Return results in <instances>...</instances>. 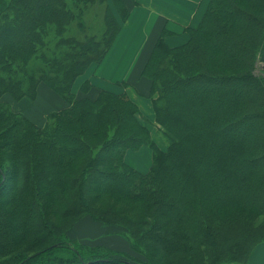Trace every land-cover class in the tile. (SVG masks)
Returning a JSON list of instances; mask_svg holds the SVG:
<instances>
[{
  "label": "trees",
  "instance_id": "trees-1",
  "mask_svg": "<svg viewBox=\"0 0 264 264\" xmlns=\"http://www.w3.org/2000/svg\"><path fill=\"white\" fill-rule=\"evenodd\" d=\"M112 2L0 0V98L44 82L68 102L41 127L0 101V264H249L264 241V0H209L187 42L157 40L142 76L166 150L127 92H74L137 0ZM145 145L144 173L126 155ZM85 215L139 256L71 236Z\"/></svg>",
  "mask_w": 264,
  "mask_h": 264
},
{
  "label": "crops",
  "instance_id": "crops-1",
  "mask_svg": "<svg viewBox=\"0 0 264 264\" xmlns=\"http://www.w3.org/2000/svg\"><path fill=\"white\" fill-rule=\"evenodd\" d=\"M208 2L209 0H137L136 3L130 2V16L122 22V28L109 52L102 62L93 64L78 77L73 87L74 92L79 93L80 86L86 79H90L96 89L103 88L115 93L127 92L139 105L140 118H144H141L143 123L147 125L153 123L155 113L152 98L149 95L151 83L148 78L142 76L144 66L163 31H167L164 37L170 46H178L187 42L190 38L188 27H197L200 24ZM178 40H184V42L180 44L175 42ZM82 78L84 80L78 83ZM124 81L129 84L122 83ZM41 86L40 91L43 88ZM42 96L43 94L39 93L37 97V99L42 98L40 99L41 104L44 103V96ZM61 100L62 98L59 97L58 101ZM50 102H52L51 105H49ZM50 102L49 106L57 103L56 100ZM58 107H63V103ZM146 152H148L147 146H143L138 151L130 150L126 159L142 171L139 165L144 166L142 164L144 161L142 158L138 161V155ZM134 154L137 156L134 157ZM86 224L88 227L93 226L90 221H86ZM249 264H264V241L256 246Z\"/></svg>",
  "mask_w": 264,
  "mask_h": 264
},
{
  "label": "rangeland",
  "instance_id": "rangeland-1",
  "mask_svg": "<svg viewBox=\"0 0 264 264\" xmlns=\"http://www.w3.org/2000/svg\"><path fill=\"white\" fill-rule=\"evenodd\" d=\"M205 1H208V0H205ZM109 2L111 3L112 7L114 8L112 0H109ZM203 9L205 10V5L203 6ZM114 10L116 11L115 8H114ZM117 16H118V18L120 17L118 15V13H117ZM86 18L88 20V26L91 27V29L89 28L90 32L99 33L102 31V23L104 22V24H105V21H103V18H97L95 15V12L92 10L90 12H88ZM175 42L180 44V43L184 42V40L183 41L178 40ZM170 44H172V43H170ZM261 64H258V66H257L258 72L260 70H262ZM83 80H84L83 78L80 79V81L78 83H81ZM40 85H42L41 87L47 88L48 90H50L51 94H53L54 98L50 97L49 100L50 101L56 100V102H57L56 105L55 104L53 105L54 107L52 109L48 110L46 108V113H45V111H42L43 109H45L44 105L41 104V102H40L41 101L40 99H42V98L33 99L31 97H23L22 99H15L12 95H10L8 93V94L4 95L3 97H1L0 101L6 102L7 104H9L11 106L12 110H14L15 112L23 114L24 116H26L27 118H29L33 122H35L36 124L40 125L41 127L42 126L44 127L49 122L48 120H49L50 113L54 112V111H59L65 107H67L68 102L62 96H60L58 93L52 91L49 88V86L47 84H45L44 82L40 83ZM40 85L38 87V94L41 93V95L43 94V96H45L44 95L45 93H43L39 90ZM57 95H58V97H57ZM45 97H47V96H45ZM59 97L62 98V100L60 102L58 101ZM62 103H63V107H58V105L62 104ZM141 118L144 119L143 117H141ZM148 126L151 129L153 139L162 148H164L166 150L169 143H168V139L163 135L161 127L159 125H157V123H150ZM242 126H243V123L239 124V126L237 128L230 130V132H236L238 130V128H240ZM147 149H148V152L143 153L142 155H138V161L140 160V158H142V160L144 161L142 163L144 166L139 165L141 167L140 169L142 170L141 172H144V173L147 172V170H149V167H150L151 162H152V151L148 146H147ZM0 151L1 152L3 151V153H5V155L7 156V158L9 157L8 155H10V153H13V151L10 150L8 148V146H6L1 135H0ZM136 156H137V154H134V157H136ZM7 160L12 162L10 160V158H8ZM112 199L117 203L115 204L113 202V200H108L109 203H114L116 207H119V209H121L122 207L125 209H126V207H129L127 202H118L114 198H112ZM104 203H105V201L102 202L100 199H98L95 202V206L101 207V205H104ZM132 216L133 215L130 214V217H132ZM86 221H90L93 224V226L88 227V225L86 224ZM121 231H122V229L119 228L118 226L112 227V226H108L105 224H100L98 222H95L89 215H85L84 217H82L77 222L76 225H74L69 230V234L71 236L77 237L80 240L84 239L87 241H89V240L94 241L95 243H99V244H107V245H110V246H112L116 249H120V250L124 249V247H125V249H127V251H128V254L131 255V253H132L133 255L138 257L139 255L137 253H134V252L130 253L129 242L127 243L128 240L125 236L119 234ZM102 233H104V234H102Z\"/></svg>",
  "mask_w": 264,
  "mask_h": 264
},
{
  "label": "bare ground",
  "instance_id": "bare-ground-1",
  "mask_svg": "<svg viewBox=\"0 0 264 264\" xmlns=\"http://www.w3.org/2000/svg\"><path fill=\"white\" fill-rule=\"evenodd\" d=\"M41 92L45 93L44 95L48 97V98H47V97L44 96V103H43V105H44V108H45V109H43L42 111H46V108H47V109H51V108H53L54 106H49V105L52 104V102H50L49 98H50V97H53V98H54L53 94H51V91L48 90L47 88H42V89H41ZM53 101H54V100H53ZM49 102H50V104H49ZM48 104H49V105H48Z\"/></svg>",
  "mask_w": 264,
  "mask_h": 264
}]
</instances>
